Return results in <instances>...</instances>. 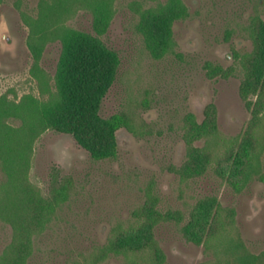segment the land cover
<instances>
[{"label":"rangeland","instance_id":"rangeland-1","mask_svg":"<svg viewBox=\"0 0 264 264\" xmlns=\"http://www.w3.org/2000/svg\"><path fill=\"white\" fill-rule=\"evenodd\" d=\"M40 1L0 0V95L42 119L17 179L16 242L0 219V254L12 250L2 264H264L235 262L264 256V176L243 187L240 178L264 140V0H115L98 20L76 11L67 42L43 45L29 28ZM254 19L260 48L245 84L238 56L253 50ZM81 49L110 63L92 115L108 133L105 150L72 127ZM220 68L233 71L225 78ZM124 112L147 128L129 132ZM203 130L236 145L201 156ZM92 148L113 155L96 159ZM261 162L264 175V151ZM65 178L72 194L52 209ZM110 239L127 254L93 262Z\"/></svg>","mask_w":264,"mask_h":264},{"label":"trees","instance_id":"trees-1","mask_svg":"<svg viewBox=\"0 0 264 264\" xmlns=\"http://www.w3.org/2000/svg\"><path fill=\"white\" fill-rule=\"evenodd\" d=\"M115 0H41L38 5L37 17L30 23V35L40 44L47 40L59 39L67 42L68 28L65 23L75 15L76 11H88L98 20L108 15ZM259 19L251 23V39L253 50L250 53L238 56L240 65L244 71V83L252 79L251 62L257 56L260 48ZM72 79L77 85L76 104L73 111L76 122L72 126L76 134L84 139H89L94 148L107 149L110 139L106 130L93 119L95 93L104 87L109 80L110 63L91 49H81L73 58ZM233 69L218 70L222 77L227 78ZM256 93V92H254ZM120 125L132 134L136 135L147 124L135 113H122ZM20 121L18 126L9 124V120ZM42 121L39 113L29 110L21 103L9 100L7 96L0 95V169L5 175V181L0 183V219L8 223L13 229L15 242L22 234L24 224L15 197L17 179L22 162L31 148L35 127ZM204 138V146L199 149L201 156H219L221 152L232 150L236 142L224 139L216 130H203L200 135ZM93 149V148H92ZM252 152L246 157L244 168L241 172L242 187L255 175H262L261 154L264 151V140L252 147ZM92 155L96 159L105 158L110 153H98L93 149ZM260 176V179H263ZM73 191L69 178L61 181L58 187L52 188V205L55 209L65 203ZM236 246V245H235ZM238 249V247H235ZM108 253L127 254V250L114 246L113 239L108 244L92 255L93 262H99L107 257ZM12 250L8 249L0 254V264L10 262ZM264 262V256H254L242 253L236 256L235 262Z\"/></svg>","mask_w":264,"mask_h":264}]
</instances>
